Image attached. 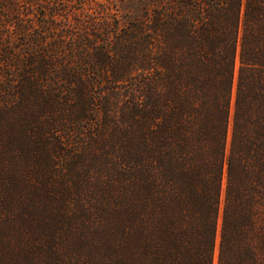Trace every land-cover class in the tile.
<instances>
[{"label": "trees", "instance_id": "1", "mask_svg": "<svg viewBox=\"0 0 264 264\" xmlns=\"http://www.w3.org/2000/svg\"><path fill=\"white\" fill-rule=\"evenodd\" d=\"M93 1L0 0V264H264V0Z\"/></svg>", "mask_w": 264, "mask_h": 264}, {"label": "rangeland", "instance_id": "2", "mask_svg": "<svg viewBox=\"0 0 264 264\" xmlns=\"http://www.w3.org/2000/svg\"><path fill=\"white\" fill-rule=\"evenodd\" d=\"M109 1H111V2H113V4H115V2L117 1V3L118 2H121L120 0H100V1H97V2H109ZM92 3L94 4V6H95V8H97L98 7V4L96 3V1H93L92 0ZM122 8V7H121Z\"/></svg>", "mask_w": 264, "mask_h": 264}]
</instances>
